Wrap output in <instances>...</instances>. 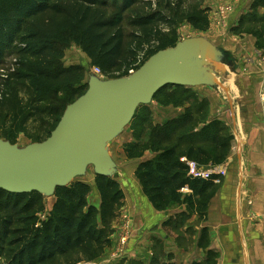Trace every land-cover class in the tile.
<instances>
[{
  "label": "trees",
  "instance_id": "1",
  "mask_svg": "<svg viewBox=\"0 0 264 264\" xmlns=\"http://www.w3.org/2000/svg\"><path fill=\"white\" fill-rule=\"evenodd\" d=\"M189 3L0 0V137L12 144L21 135L31 143L46 141L64 108L87 92V85L76 86L85 80L86 70L61 65L65 46L71 42L79 46L106 79L127 77L159 51L175 47L179 42L176 29L181 24L189 22L200 32L209 30L208 10L185 7ZM254 4L264 7V0ZM161 93L163 90L155 98ZM165 95L167 100L173 99V94ZM207 109V103L197 99L179 118L153 127L147 134L156 156L140 163L136 177L158 211L185 202L190 211L204 216L214 176L210 180L191 176L183 159L202 167L223 166L234 140L223 122L203 123ZM138 148H143L142 142L126 148L129 159L145 155V151L135 152ZM96 185L99 209L89 203L91 187L78 180L57 189L46 218L41 194L1 191L0 264H80L102 256L125 192L113 178L96 176ZM184 190L191 195L184 197Z\"/></svg>",
  "mask_w": 264,
  "mask_h": 264
},
{
  "label": "crops",
  "instance_id": "2",
  "mask_svg": "<svg viewBox=\"0 0 264 264\" xmlns=\"http://www.w3.org/2000/svg\"><path fill=\"white\" fill-rule=\"evenodd\" d=\"M211 1L210 28L203 37L238 61L237 74L227 84L232 102L209 87L186 89L206 100L209 110L204 124L219 120L234 136L223 165L227 175L210 191L203 217L190 211L185 202L156 210L140 182L128 189L124 177L125 201L110 227L108 247L96 260L82 264H264V7L253 0ZM228 9L227 23H223L220 12ZM188 38L193 37L183 40ZM155 156L149 151L129 160L127 173L135 177L140 163ZM183 161L190 163L186 158ZM194 165L206 173L214 169ZM86 183L91 187L89 203L99 209L96 179ZM183 193L191 195L190 190ZM54 203L46 208L47 213ZM123 215L129 217V233ZM98 224L102 227L99 218Z\"/></svg>",
  "mask_w": 264,
  "mask_h": 264
},
{
  "label": "water",
  "instance_id": "3",
  "mask_svg": "<svg viewBox=\"0 0 264 264\" xmlns=\"http://www.w3.org/2000/svg\"><path fill=\"white\" fill-rule=\"evenodd\" d=\"M234 56L203 36L179 41L159 51L127 77L88 78V90L70 104L50 137L20 147L0 139V192L39 193L55 197L93 167L96 176L124 182L123 169L110 146L130 125L141 106H149L166 87H209L223 91L232 102L227 84L237 74Z\"/></svg>",
  "mask_w": 264,
  "mask_h": 264
},
{
  "label": "rangeland",
  "instance_id": "4",
  "mask_svg": "<svg viewBox=\"0 0 264 264\" xmlns=\"http://www.w3.org/2000/svg\"><path fill=\"white\" fill-rule=\"evenodd\" d=\"M177 1L178 0H175V2ZM258 1L259 0H253V3H258ZM211 2V0H190V3L185 7L189 8V6L193 7L196 5L200 8L204 7L208 10L207 15L208 17H210L209 13L211 12L212 7L210 6ZM229 11V9L221 10L220 14L223 16L221 17L223 23H227L228 18H226V14ZM252 13H254L252 15H255L256 12ZM163 31L166 33L169 32L167 28H164ZM229 31L231 32V27H229ZM205 33L206 32L196 31L189 22L181 24L176 29V35L179 41L187 37L205 36ZM64 50L65 57L61 61V65L63 67H83L86 70V78L83 82L77 84L76 86L79 87L82 85H87L88 89V78L89 75L93 73L94 68L92 67L90 59L74 42H71L68 46H65ZM192 91L193 89H183L182 87L171 86L163 89L164 93H161V95L154 98L153 102L149 106H141L137 110L135 117L133 118L130 125L126 128L125 132L115 142L111 144L110 151L114 160L119 165V167L123 169L124 172H126L125 180L128 184V189H135L136 184H138V179L136 178V176L134 177L132 173H130L131 176L127 173L130 172V170L128 171V169H130L129 160L131 159L128 158L126 148L132 147L133 145L142 142L143 148H138L135 150V152L137 150L145 151L144 153L151 151L149 140L147 137V134L150 133L151 128L164 125L166 122L171 120H176V118H179L181 116L180 109L187 110L188 108H192L195 100L198 99L199 102L204 101L202 99L200 100L199 97L195 96ZM220 93H222L223 95L225 94L223 91H220ZM165 94H173V99L167 100ZM197 108L199 107L195 106V109ZM65 109L66 108H64V110ZM207 110H209V108ZM0 139L4 140V137H0ZM30 144H32L31 141L27 139L24 135H21L17 141V145H19L20 147H26ZM94 179H96V175L94 173L93 167H91L89 169L87 177H85L84 179H77L75 181L82 180L87 182L90 180L93 181ZM122 183L123 182H121V185L123 187V190L125 191L126 187H124V184ZM216 186L217 185L215 184L214 187ZM53 201H56V197L50 199L44 198L43 204L45 205V208L50 207ZM49 214L50 213H47L45 210L44 218H46V216H48Z\"/></svg>",
  "mask_w": 264,
  "mask_h": 264
},
{
  "label": "built area",
  "instance_id": "5",
  "mask_svg": "<svg viewBox=\"0 0 264 264\" xmlns=\"http://www.w3.org/2000/svg\"><path fill=\"white\" fill-rule=\"evenodd\" d=\"M224 13V12H223ZM135 72L134 70L130 71V74ZM93 74L99 76L102 79H106V76L103 74L102 70L98 67L93 68ZM262 101L264 102V94L262 96ZM194 162H190L188 165L190 166V175L198 178H203L206 180H210L213 178V182L216 185H220L222 183V180L224 177L227 175V168L224 166H220L214 169H212L211 172L206 173L203 170L197 169L196 165H194ZM123 220H124V228L125 230L129 233L131 231L130 225H129V217L127 215H123ZM82 264V263H80Z\"/></svg>",
  "mask_w": 264,
  "mask_h": 264
}]
</instances>
